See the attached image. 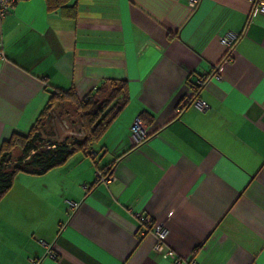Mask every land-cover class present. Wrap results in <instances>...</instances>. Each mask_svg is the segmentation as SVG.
<instances>
[{
    "label": "crops",
    "instance_id": "1",
    "mask_svg": "<svg viewBox=\"0 0 264 264\" xmlns=\"http://www.w3.org/2000/svg\"><path fill=\"white\" fill-rule=\"evenodd\" d=\"M227 30L241 33L229 52ZM106 80H124L129 102L95 158L18 173L0 197V264H264V14L252 0H15L0 19V144L52 92L80 100ZM136 214L163 226L176 261L152 251Z\"/></svg>",
    "mask_w": 264,
    "mask_h": 264
},
{
    "label": "trees",
    "instance_id": "2",
    "mask_svg": "<svg viewBox=\"0 0 264 264\" xmlns=\"http://www.w3.org/2000/svg\"><path fill=\"white\" fill-rule=\"evenodd\" d=\"M47 2L49 7L58 5V0H47ZM62 101L76 106L85 132L82 141L70 146L65 141L43 142L38 131L39 124L52 104ZM128 102L129 96L124 80L102 81L80 100L76 97L73 88L52 92L29 130L26 133L13 132L0 144V197L10 189L18 173L43 174L62 164L78 151L94 159L97 155L94 146ZM139 117L144 123H149L152 119V116L145 111H142ZM17 150L19 154L11 162L9 157ZM108 171L109 168L105 170V176H109Z\"/></svg>",
    "mask_w": 264,
    "mask_h": 264
},
{
    "label": "built area",
    "instance_id": "3",
    "mask_svg": "<svg viewBox=\"0 0 264 264\" xmlns=\"http://www.w3.org/2000/svg\"><path fill=\"white\" fill-rule=\"evenodd\" d=\"M254 3L255 9L261 13L264 14V0H252ZM15 3V0H0V19L3 18L8 10L13 6ZM197 3V0H188V5L190 7H194ZM241 33L233 31V30H227L222 35L218 37V41L223 44L227 52H229L236 41L239 39ZM206 81V77L201 76L197 79L195 84L192 87V95L195 94V92L203 86L204 82ZM194 105L197 109L200 111H204L207 109V104L201 100H195ZM131 135L135 139H142L146 136L145 130L143 128V125L140 123L139 119L135 118L133 120V123L130 127ZM95 155V154H92ZM96 177L98 180H103L105 182H108V180L111 179L110 176H105L102 172H97ZM71 206H74V204L71 203ZM136 218L139 223V228H142V231H140V234L143 235L146 231H150L154 236V244L152 245V251L159 254V256L164 260H173L176 261V256L173 250L165 246V230L161 224H151L150 218L145 214H136ZM40 244H42L46 248L45 256H48L50 258L55 257V253L52 250L50 244L40 241ZM29 262L31 264H39L38 259L29 258Z\"/></svg>",
    "mask_w": 264,
    "mask_h": 264
},
{
    "label": "rangeland",
    "instance_id": "4",
    "mask_svg": "<svg viewBox=\"0 0 264 264\" xmlns=\"http://www.w3.org/2000/svg\"><path fill=\"white\" fill-rule=\"evenodd\" d=\"M38 131L43 142L65 141L70 146L82 141L85 132L80 122V113L70 102H54L39 124ZM19 154L15 151L10 155L12 162Z\"/></svg>",
    "mask_w": 264,
    "mask_h": 264
}]
</instances>
